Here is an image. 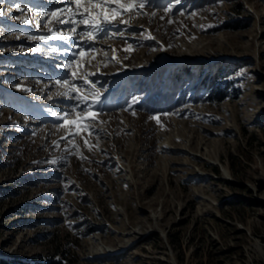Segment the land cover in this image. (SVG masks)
I'll use <instances>...</instances> for the list:
<instances>
[{
	"label": "rangeland",
	"instance_id": "1",
	"mask_svg": "<svg viewBox=\"0 0 264 264\" xmlns=\"http://www.w3.org/2000/svg\"><path fill=\"white\" fill-rule=\"evenodd\" d=\"M86 7L0 0V258L264 264V0H145L94 36L60 23ZM173 84L172 112L137 102Z\"/></svg>",
	"mask_w": 264,
	"mask_h": 264
},
{
	"label": "snow or ice",
	"instance_id": "2",
	"mask_svg": "<svg viewBox=\"0 0 264 264\" xmlns=\"http://www.w3.org/2000/svg\"><path fill=\"white\" fill-rule=\"evenodd\" d=\"M73 2L77 6V10H79L81 6V0H73ZM86 3L90 7H86L83 9V11L80 12L79 20L77 19H71L69 21L61 20L60 23H72L73 25L84 24L86 26H89L92 29L91 32L85 33V35L94 36L95 34H98L102 30L103 25L112 24L118 16L123 15L124 12L127 11L128 9H132L133 11H135L138 7L143 8L145 5V0H138V3H137V0H128L127 4H121V0H110V2L108 3H103L102 0H86ZM113 4H115L116 6L113 7L112 6ZM122 9L124 11H122ZM167 10L170 11V9H167ZM2 14L3 13L0 12V15ZM51 15L53 17H56L57 13L53 12ZM24 22L27 23V21H24ZM122 22L126 23V21H122ZM76 30L77 29L75 26L70 29L71 32H76ZM49 31H52V30L49 29ZM53 35L56 39H64V37L58 32L53 33ZM39 39L47 40L49 39V37L41 36L39 37ZM73 75H75V73H73ZM57 83L62 84V86L68 85L67 80L63 82L57 81ZM79 90L80 89L78 87L72 89V91H75V92H79ZM95 95L98 97L99 94L96 93ZM83 99H85L86 101V98H83ZM90 110L91 109L87 107L84 109H81L79 115L87 118ZM96 114L99 115L100 113H96ZM68 115H69L68 113L65 114V116H68ZM155 119L158 120V118H155ZM74 123L85 125V120L84 119L78 120V121H75ZM88 130L91 132L90 129ZM85 143L87 144V141H85Z\"/></svg>",
	"mask_w": 264,
	"mask_h": 264
},
{
	"label": "trees",
	"instance_id": "3",
	"mask_svg": "<svg viewBox=\"0 0 264 264\" xmlns=\"http://www.w3.org/2000/svg\"><path fill=\"white\" fill-rule=\"evenodd\" d=\"M174 71V70H173ZM167 70L164 69V73H166ZM177 78H180L181 76L187 75L189 78L192 76L193 77V70H190L188 68V65H182L180 66L176 71L173 72ZM172 73V74H173ZM161 74V73H160ZM139 76V75H138ZM152 76V75H151ZM154 75L152 76V78ZM132 79V78H131ZM174 85V84H173ZM125 88V87H124ZM144 87L141 86V90L138 91L136 89L135 85V94L139 96V100L137 101L141 108L150 111V112H156L160 110H164L165 112H172L175 107L181 104L182 99L184 100L185 92L181 94L180 97H176V89L178 88L177 85H174L173 87H170L168 89H160V88H155L152 89V86H147L143 89ZM127 90V89H126ZM126 96L130 95L129 90L126 91ZM223 95L222 97H218L217 100H223ZM159 104L158 108H156L154 105L150 104ZM0 264H59L58 262L54 260H50L49 262H44V261H39L38 263H28L24 262L22 260H19L17 258H11V259H5V258H0Z\"/></svg>",
	"mask_w": 264,
	"mask_h": 264
},
{
	"label": "bare ground",
	"instance_id": "4",
	"mask_svg": "<svg viewBox=\"0 0 264 264\" xmlns=\"http://www.w3.org/2000/svg\"><path fill=\"white\" fill-rule=\"evenodd\" d=\"M123 11V10H122ZM136 75V74H135ZM139 75V74H138ZM107 97V96H106ZM164 149V148H163ZM93 244V241L91 242ZM97 249V247H96ZM117 251L114 252H110L107 251V249L100 247V249H97V253L96 256H98L99 258H109V257H113L115 255H117Z\"/></svg>",
	"mask_w": 264,
	"mask_h": 264
}]
</instances>
